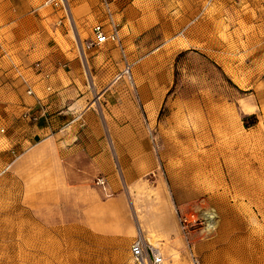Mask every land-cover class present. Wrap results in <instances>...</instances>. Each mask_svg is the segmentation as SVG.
I'll use <instances>...</instances> for the list:
<instances>
[{"label": "rangeland", "instance_id": "1", "mask_svg": "<svg viewBox=\"0 0 264 264\" xmlns=\"http://www.w3.org/2000/svg\"><path fill=\"white\" fill-rule=\"evenodd\" d=\"M121 6L132 81L116 83L111 100L133 125L135 142L117 180L129 191L134 232L98 237L73 230L71 216L35 215L24 204L23 179L9 168L15 153L0 171V264H135L130 246L140 230L143 237L156 234L163 264H248L234 247L246 243L249 231H262L264 192L239 199L234 211L228 207L232 190L264 184V0H122ZM80 35L90 41L87 24ZM106 53L94 47L92 57ZM94 68L100 87L110 86L114 70ZM228 147L237 168L222 165L218 152ZM201 155L205 177L190 168ZM190 212L200 224L212 213L216 228L183 230ZM158 213L167 230L156 225Z\"/></svg>", "mask_w": 264, "mask_h": 264}, {"label": "crops", "instance_id": "2", "mask_svg": "<svg viewBox=\"0 0 264 264\" xmlns=\"http://www.w3.org/2000/svg\"><path fill=\"white\" fill-rule=\"evenodd\" d=\"M45 1L0 0V171L11 160V151L19 156L9 168L23 179L24 204L37 216H71L73 230L98 237L131 235V199L117 174L127 167L128 150L135 142L133 125L121 119L122 107L111 100L117 92L112 79L122 66L120 54L105 44L101 48L108 54L93 58L94 48L81 41L84 24L91 33L100 20L97 0H73L70 20L60 10L43 7ZM111 1L117 19L122 0ZM94 67L114 70L110 86L100 87ZM27 87L33 96L26 94ZM38 100L46 116L34 123L22 118L27 110L40 113ZM219 153L225 168L240 165L229 147ZM199 158L190 168L205 177L208 162ZM98 178L104 186L96 185ZM252 191L264 192V184L232 190L234 204L228 208L234 211L239 199L250 202ZM158 214L156 225L167 230V220ZM143 238L160 249L154 232ZM234 249V255L246 253L248 264L264 263V226L260 232L249 231L246 243Z\"/></svg>", "mask_w": 264, "mask_h": 264}, {"label": "built area", "instance_id": "3", "mask_svg": "<svg viewBox=\"0 0 264 264\" xmlns=\"http://www.w3.org/2000/svg\"><path fill=\"white\" fill-rule=\"evenodd\" d=\"M100 20L96 22L91 29V40L88 42L89 48L101 47L105 44L113 45L119 52L121 57V69L113 76L112 83L132 81V69L133 62H131L125 51V47L122 42L121 27L116 19V13L113 9L111 0H97ZM43 7L54 8L60 10L64 14V18H68L69 9L67 7V0H46ZM35 69L41 70V64L36 63ZM41 72V71H40ZM45 79H48V75H44ZM25 83V82H24ZM26 94L33 96V91L30 87H27ZM36 106L39 108L40 113L35 115L27 110L22 114V118L29 120L30 122H36L39 117L46 116V111L43 106L40 105V101H37ZM3 133V130H0ZM11 155H15L11 151ZM96 185L104 186L105 182L102 178H98L95 181ZM199 216L196 212H190L188 215L181 219L183 224V230L188 229L192 224H200ZM140 233V231H139ZM130 256L135 264H163L164 257L160 249H156L151 246L144 238L138 234L137 238L130 246Z\"/></svg>", "mask_w": 264, "mask_h": 264}, {"label": "bare ground", "instance_id": "4", "mask_svg": "<svg viewBox=\"0 0 264 264\" xmlns=\"http://www.w3.org/2000/svg\"><path fill=\"white\" fill-rule=\"evenodd\" d=\"M214 218H215V216L212 213H210L209 216H207V218L204 220L205 221L204 223L199 224V225L198 224H192L191 226H189L188 227L189 231H194V230L198 229V227L200 225H205V229L208 232L214 230L216 228V224L214 223ZM151 246H153V245H151ZM153 247H155V246H153ZM155 248L159 249L158 247H155Z\"/></svg>", "mask_w": 264, "mask_h": 264}]
</instances>
